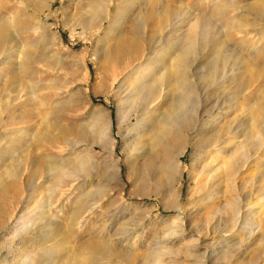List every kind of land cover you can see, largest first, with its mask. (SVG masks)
<instances>
[{
    "label": "rangeland",
    "instance_id": "1",
    "mask_svg": "<svg viewBox=\"0 0 264 264\" xmlns=\"http://www.w3.org/2000/svg\"><path fill=\"white\" fill-rule=\"evenodd\" d=\"M43 1L0 0V264L21 263L16 247L9 257L7 250L38 216H29L36 202L49 194L54 211L69 199L65 212L71 223L65 229V214L57 223L58 238L66 237L69 248L109 242L116 250L98 255L95 264H140L152 251L164 252L162 264H264V139L261 152L235 176V189L223 180L211 200L194 190L197 170L217 164L214 155L207 156L208 146L216 140L224 146L228 136L233 147L241 145L253 129L250 119L264 106V22L255 23L251 12L264 0H165L170 4L165 16L149 13L136 35L130 30L139 10L158 0H107L112 15L120 8V25L109 38L107 21L94 36L83 32L81 0ZM176 6L180 10L173 14ZM179 19L178 35L198 25L195 52L183 65V89L165 91L133 144L131 128L141 127L134 113L151 101L146 90L162 87L163 67L175 52L169 33ZM117 40L131 43L141 56L152 51L129 88L120 83L129 59L110 52ZM215 67L219 74L212 82ZM140 79L142 96L125 101ZM91 112L99 116L95 123ZM60 115L67 129L63 144L38 140L41 133H57ZM177 115L184 119L178 125ZM165 123L179 147L167 156L173 170L167 188L159 170L168 145L167 134H161ZM99 141L110 143V154L98 145L91 148ZM52 159L65 161L62 173L47 170ZM31 189L37 196L28 205ZM233 209L247 216L236 237L220 232Z\"/></svg>",
    "mask_w": 264,
    "mask_h": 264
},
{
    "label": "bare ground",
    "instance_id": "2",
    "mask_svg": "<svg viewBox=\"0 0 264 264\" xmlns=\"http://www.w3.org/2000/svg\"><path fill=\"white\" fill-rule=\"evenodd\" d=\"M118 1H120V0H117V2ZM38 2H39V0H38ZM40 2H41V4L44 3L43 0H40ZM83 2H85V3H83ZM41 4L39 3V5H41ZM118 4H119V2H118ZM77 7H83V8L85 7V9H86V11H85L86 17L85 18H87V23L85 22L86 24H83L82 28L84 30L83 32L89 36H94V33L103 27L105 21H107L109 23L108 33L106 34V38H109L111 36V34H113L112 30L113 29L116 30V28H118V26L120 25V21H119L120 8L118 6V10L116 11L115 14L112 15L111 10H110V7H112V1L108 2L107 0H81L80 3L77 5ZM167 7L168 8L170 7V4L168 3V1L166 2L165 0H158L153 5L150 4V6H148V7L145 6V10H143V9L139 10L136 18L133 20V27H132V30H130L131 31L130 35H136V33H138L137 31L140 29V27L146 26V23H147L146 20L148 19L149 13H153L154 15H157L158 17L162 18V15L165 16V13L163 14V12H165L164 10H165V8L167 9ZM83 8H79V9H83ZM178 10H180V8H178L176 6V8L173 9V14H176V12ZM251 12L254 15V22L255 23L264 22V5L254 7L251 10ZM180 21H181V19L178 20L177 25L175 24L176 25L175 28L177 30L175 29L176 30L175 31L174 29H172V30H170L171 33H169V34L173 35L172 36L173 47H175V49L173 48V50L175 52L173 54L174 56H172V55L169 56L168 63H165V65L163 67L164 74H163V76H161V83H160V85L162 87L158 86L154 89L152 88V90H146L144 93L146 94L147 98L151 99V101L149 103L145 104V107L141 108L140 110H138L134 113L135 116L137 117V124L140 125L141 127L139 129H137V127L131 128L130 136H131V139L133 140V142H132L133 144L136 142L137 139L141 138V134L144 131V128L146 126L145 120L150 118L152 113H154L157 110V107L162 103L164 94L165 95L167 94V93H165V91H169V90L172 92H174L175 90L180 91L182 85L184 84L183 82L185 80V73L183 71V65H185L186 60L188 63V60L190 58L187 59V57L193 55L195 52L194 43L196 44V40L194 39V34H195L194 30L198 25H196V23H195L190 28V33L187 36L178 35V32L182 28V26L180 25ZM252 21H253V19H252ZM78 25H79V23L75 22L73 27L78 26ZM255 25H257V24H255ZM258 25H259V23H258ZM160 39H161V37H160ZM162 45H164V44H162ZM146 46H147V43H146ZM146 46H145V48H146ZM110 48H109L111 50L110 52H113L115 54V57H119V58L124 57V58H126V60L129 59L127 67L120 72V74L122 75L121 78L123 80L122 82H120L121 85H123V86L126 85V88H129L130 86H132L131 81H132V78H134L133 76L136 75L137 73H139V71L146 64H148V62L151 60L152 51L150 49H147L146 50L147 53H145V55L141 56L140 52L136 51V49H135L136 47L133 48L131 43H128L127 41L124 42L122 40H117ZM107 52H109V51H107ZM92 55L98 61L97 53L94 52ZM193 57H195V56H193ZM227 57L224 54L222 55V59L224 62H225V58L227 59ZM170 61H174V62L177 61L178 63H177V65H172L170 63ZM186 67H187V65H186ZM184 70H185V68H184ZM223 72H225V71L222 70V72H220V73H222V76H223V74H225ZM246 73H248V72L246 71ZM218 74H219L218 67H215L213 69L212 73L209 75L210 80L212 82H216L217 81L216 78H217ZM186 75H187V73H186ZM246 75H248V74H246ZM224 78L226 79V77H224ZM138 83H139L138 87H135L133 90H131L129 95L127 94L128 96L126 95L127 97H126L125 101H128V100L133 101L135 98L139 97L140 95L142 96L143 93H141V92L144 91V90L141 91L143 79H140ZM241 87H242V85H241ZM182 89H183V87H182ZM186 93L187 92H185V94ZM181 97H182V94H181ZM183 97L180 98V100L178 102H176L175 107H179L178 105L182 103ZM186 98H187V96H186ZM182 105H181V107H182ZM173 107H174V105L171 106V108H173ZM61 115H60L58 120H55L56 121L55 122L56 123L55 128L57 127L55 130H57V133L55 135H53L52 137L49 136L46 132L41 133L38 137V140L40 139V140L46 141L49 138H51L56 143L63 144L65 132L67 133V129H65L64 127H66V126H64V124L62 122H60V121H62ZM203 115H204V113L199 115V117L201 118ZM126 116L130 120V115L128 114ZM197 116H198V113H197ZM263 116H264V106L261 108L259 115L257 114V116L250 119L249 124H248V128L251 127L253 129L251 131H249L247 135H245L243 142H241V145H239L238 147H236V148L233 147L234 144H232V142H231L232 136H228L226 138V140L223 142V144H225L224 146H221V144L220 145L217 144L220 140H216L208 146V147H211V150L207 151L206 154H207V156L208 155H214L213 161H217V164L215 166H209V167H207V169L204 168V170H200V172H198V170H197V173L195 174V189H194L195 194L197 196H198V194H200L203 197H205L206 200H208V199L211 200L212 199L211 196H213L212 194L217 192L216 190L219 188V186L223 180H226L227 182H231V186L233 187V189H235L234 178L237 175V173L239 172V170L240 169L243 170L245 167H247L248 162L251 159H253L254 157H257L258 153L261 152L260 150L262 148L263 139H264V118L262 119ZM98 118H99V116L95 112H91V119L94 123L98 121ZM177 118H179V120L177 121V125L180 123H183L184 119L182 117H179L177 115ZM166 120L164 122H166ZM197 120H198V118H197ZM171 121L174 122V119H172ZM168 122L169 121H167V123ZM169 126L172 127L173 125L170 124ZM172 129H174V126L172 127ZM170 131L171 130L169 129V127H166V123H165V127L162 129L161 134H163V135L167 134L166 140H167L168 145L166 147V151L163 154V160L164 161H163L162 165L159 167V170H161L160 172L166 176L165 183H163L165 188H167L166 186L169 187L170 179H171L172 174H173V170L171 168V164L167 160V156L169 154H171L172 152L175 153L176 151H174V150H178V148H179L177 140L174 139L173 137H171V135L169 134ZM128 132H130V131H128ZM132 135H134V136H132ZM47 143H48V141H47ZM66 145L71 146L70 143H68L67 141H66ZM97 145L106 154H108L111 150L110 149V143H106L105 141H101V142L99 141L98 144L96 142V143L91 145V148L94 149ZM170 145L173 146V148ZM231 149L232 150L234 149L235 151H232L230 153ZM134 152L136 154H138V152H136L135 149H134ZM181 152L182 151H179L177 153V155L178 154L181 155ZM150 157H151V155H150ZM149 160H150V158H149ZM151 163L153 164V162H150L148 164V165H150L149 168H151L153 166ZM64 165H65V161H61V160L58 162L55 160L49 161V163L47 165V170L53 169V172H54L55 171L54 169L57 168V170L59 172H61L64 170ZM143 165H145V164H143ZM253 166H255V164ZM260 171H261L260 172V174H261L260 180L263 181L264 180V168H263V170H260ZM259 189L261 191V187H259ZM263 189H264V187H263ZM32 190L33 189H31L28 196H26L27 197L26 200L28 202L27 203L28 205H30V203H32L35 200L34 194L36 192H34V191L32 192ZM54 194H55V192H54ZM52 198H54L53 195L49 194V196H47L46 198H41L40 200H38V202H36L37 206L33 210L31 209L29 216H32L33 213L38 214V216L34 215L33 219L30 220L29 223L24 225L21 232L18 233V236L16 237V239H14L11 242L10 247L8 248L7 253H6V257L12 256L13 252H14L13 247H16L17 252L20 253V258H21L20 264H93L94 262H97L96 260H98L97 259L98 255L105 253V252H108V251H111V252L116 251V250H113V248H111L109 242H101V243L100 242H85L84 244H81L76 249L71 248V247L69 248L70 241L66 237H64L62 234H61V236H59V238L57 235V231L59 229L58 228L59 225L57 223L59 222V220H61L62 214H65L64 215L65 221H66L65 229L68 227L67 225L69 223H71V217L72 216H69V214H67L65 212L66 211L65 210L66 205L69 202V199L66 198V203L62 204L60 207H58L57 211H54L55 206L53 207V202L55 200H53ZM196 203H197V201H196ZM248 205H250V204H248ZM237 206L239 208V205H237ZM90 210H91V208H90ZM241 210H242V208H241ZM233 211H234V209H233ZM230 216L231 217L229 220L230 221L229 225L224 226V228L221 229L220 232L223 234H228L230 236L236 237L238 234H242V230L244 229V225L242 226V224L244 221L247 220V216L243 215V211H240V209H236L233 212V215H230ZM217 232L219 233V230ZM110 242H112V241H110ZM106 243H108V244H106ZM28 244H29V246L24 248V246H26ZM133 245H134V243H131L130 246L132 247ZM89 249L93 250V254L90 253ZM24 250H26V251H24ZM163 253L157 252V251H152L148 257H145V256L142 257L140 264H162L163 259L167 258V257H165L166 255H164ZM88 254L92 255V257ZM23 255L25 256V258H23L24 257ZM36 255H37V258L39 260L38 262H35ZM166 263L168 264V262H166Z\"/></svg>",
    "mask_w": 264,
    "mask_h": 264
}]
</instances>
